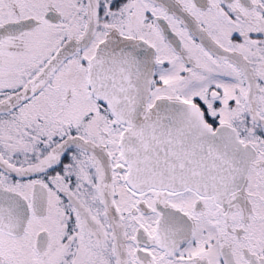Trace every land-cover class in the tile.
<instances>
[{"label":"snow or ice","instance_id":"snow-or-ice-1","mask_svg":"<svg viewBox=\"0 0 264 264\" xmlns=\"http://www.w3.org/2000/svg\"><path fill=\"white\" fill-rule=\"evenodd\" d=\"M0 264H264V0H0Z\"/></svg>","mask_w":264,"mask_h":264}]
</instances>
